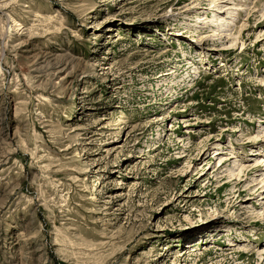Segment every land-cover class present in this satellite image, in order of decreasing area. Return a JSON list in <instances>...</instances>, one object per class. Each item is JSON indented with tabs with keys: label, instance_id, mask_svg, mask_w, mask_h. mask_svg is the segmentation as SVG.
<instances>
[{
	"label": "rangeland",
	"instance_id": "1",
	"mask_svg": "<svg viewBox=\"0 0 264 264\" xmlns=\"http://www.w3.org/2000/svg\"><path fill=\"white\" fill-rule=\"evenodd\" d=\"M0 264H264V0H0Z\"/></svg>",
	"mask_w": 264,
	"mask_h": 264
},
{
	"label": "bare ground",
	"instance_id": "2",
	"mask_svg": "<svg viewBox=\"0 0 264 264\" xmlns=\"http://www.w3.org/2000/svg\"><path fill=\"white\" fill-rule=\"evenodd\" d=\"M242 5H238V7H241ZM226 8V7H225ZM230 9V8H229ZM218 19H221V18H218ZM219 21V20H218ZM223 22H227L228 24H229V22L230 21H223ZM222 22V23H223ZM222 23H219V26H221V28H222V26H224V24H222ZM218 25V24H217ZM230 25V24H229ZM222 33V32H221ZM219 33H217V32H213V33H210V34H208V36H214V35H218ZM221 34H219V36H220ZM223 35V34H222ZM206 38H207V36H206ZM224 46V47H223ZM222 46V48L221 49H223V50H225L226 48H227V46L228 45H223ZM163 120V119H162ZM220 162H222V159L221 160H219ZM223 167V166H222ZM222 167H220V169H222Z\"/></svg>",
	"mask_w": 264,
	"mask_h": 264
}]
</instances>
